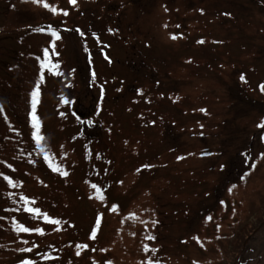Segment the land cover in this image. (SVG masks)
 <instances>
[{"label":"rangeland","instance_id":"obj_1","mask_svg":"<svg viewBox=\"0 0 264 264\" xmlns=\"http://www.w3.org/2000/svg\"><path fill=\"white\" fill-rule=\"evenodd\" d=\"M261 84L264 0H0V264H264Z\"/></svg>","mask_w":264,"mask_h":264},{"label":"trees","instance_id":"obj_2","mask_svg":"<svg viewBox=\"0 0 264 264\" xmlns=\"http://www.w3.org/2000/svg\"><path fill=\"white\" fill-rule=\"evenodd\" d=\"M52 32L51 29L46 30V29H42V30H37L33 33H27L25 37H23L22 39H24L25 41H30L29 40V36L30 38H36L38 39L39 45L40 47H43V45L46 43V41H50L52 40L53 36H52ZM26 64H27V69H19L16 70L17 74L21 77L24 78L23 80V85H24V92L25 94V107L27 112L30 111L31 106H30V101H31V97H32V92L34 89V85H35V80L37 78V75L40 72V63H39V57L37 55H31L27 57L26 60ZM1 106H0V119L3 121L4 120L1 116ZM7 125V124H6ZM8 126V125H7ZM264 215V212L259 213L258 214V218L259 216ZM262 219V218H261ZM243 232V233H241ZM249 229L243 230V228L241 230H239L237 233H235L231 247L232 250L234 252H237L238 248L244 244L245 239H246V234H248ZM15 232L14 230L9 227L6 226V236H12L14 235Z\"/></svg>","mask_w":264,"mask_h":264},{"label":"snow or ice","instance_id":"obj_3","mask_svg":"<svg viewBox=\"0 0 264 264\" xmlns=\"http://www.w3.org/2000/svg\"><path fill=\"white\" fill-rule=\"evenodd\" d=\"M75 2H76V0H70V3L75 4ZM44 7L45 8H49V5L45 3L44 4ZM49 10L52 11L53 13L56 12V9L55 8H50ZM64 14L67 15L66 12ZM52 36H56L57 39H59V37H58V35H57V33L55 31L52 32ZM172 38L175 39L176 37L175 36H172ZM201 43H202V41H201ZM46 54H47V50H45V55ZM43 66H46V65H42V67ZM244 79H245V77L243 75H241V80L244 81ZM260 89H261V91H264V84H261L260 85ZM31 95H32L33 112L30 113V116H31L32 128L35 129V131L32 132V136L39 143V141L42 140L43 137L39 135L40 124H39V119H38V117L36 116V113H35L36 104L38 102V89H34ZM201 111H203V109ZM258 127L264 128V123L258 125ZM261 155L264 156V153H262ZM145 167H147V166H145ZM253 167H255V165H253ZM138 171H139V169H138ZM65 175H66V173H65ZM4 179L7 180L10 185L13 184V181L9 177L5 176ZM93 187L95 188L96 186L93 185ZM100 198L103 199V197H100ZM24 199L27 200L26 197ZM116 207L117 206L114 205L113 206V209H115ZM28 211H30V212H39V209H37V208H30V209H28ZM45 219L46 220L48 219V217L46 215H45ZM15 230L17 232H29V231L42 232V229H30L28 227H25L22 224H17L15 226ZM150 239H155V237H150ZM84 247H86V245ZM21 250L22 251H28V252H31L32 251L31 249H21ZM19 264H35V261H33L31 259H28V258H25V259L21 260L19 262ZM105 264H111V261H106ZM148 264H152V262L149 261Z\"/></svg>","mask_w":264,"mask_h":264}]
</instances>
